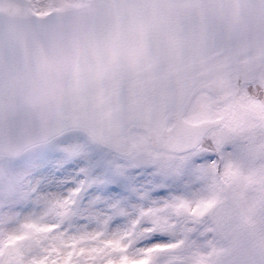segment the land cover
Segmentation results:
<instances>
[{"label": "water", "instance_id": "95a60500", "mask_svg": "<svg viewBox=\"0 0 264 264\" xmlns=\"http://www.w3.org/2000/svg\"><path fill=\"white\" fill-rule=\"evenodd\" d=\"M57 15L72 16L74 24L53 43L24 39L9 26L22 18L0 14V156L20 155L71 131L128 156L135 129L145 130L159 150L191 151L218 124L183 120L195 94L205 88L225 102L231 76L240 84L251 82L264 61V0H93ZM136 20L147 28L152 21L165 24L160 43L141 46L149 52L163 45L173 51L169 57L125 54L123 39L143 36L126 24ZM24 91L37 99L53 95L62 105L67 101L68 114L54 120L6 114L5 96ZM170 120L175 125L166 131ZM211 219L226 245L236 241L240 252L233 258L256 264V257L261 264L228 192Z\"/></svg>", "mask_w": 264, "mask_h": 264}, {"label": "rangeland", "instance_id": "374dc122", "mask_svg": "<svg viewBox=\"0 0 264 264\" xmlns=\"http://www.w3.org/2000/svg\"><path fill=\"white\" fill-rule=\"evenodd\" d=\"M89 1L59 0L61 7L52 11ZM31 2L0 0V11L25 15V5ZM261 78L250 90H243L239 95L235 92L224 105H219L207 93L197 95L187 114L188 120L223 119V125L213 131L200 150L180 157L160 155L151 149L147 136L140 132L133 133V142L138 148L136 161L154 169L160 187L166 186L168 181L182 180L186 175L189 185L198 186L190 196L172 197L166 210L163 206H150L153 215L165 211L178 213L179 210L173 209L172 205L180 198L206 200L209 203L202 218L210 229L215 230L209 214L223 199L221 182L225 181L241 221H246L264 254V91L259 94L264 90L261 87L264 72ZM69 136L82 140L70 146L71 155L85 153L89 148L99 149L84 136ZM244 136L250 138V146H242ZM240 138L234 152L233 143ZM47 147L19 160L30 158ZM208 148L219 155L218 164L189 173L188 164L192 157ZM16 161L0 160V264H84L89 252L80 255L81 250H90L102 240L111 238L106 220L94 218L84 223V214L73 190L49 188L42 179L34 176L32 170L14 171L12 165ZM116 161L113 155L110 164L119 169ZM98 233L103 235L98 236ZM157 242L165 243L167 238ZM223 248L224 244L216 234L215 254Z\"/></svg>", "mask_w": 264, "mask_h": 264}, {"label": "snow or ice", "instance_id": "6c2138e0", "mask_svg": "<svg viewBox=\"0 0 264 264\" xmlns=\"http://www.w3.org/2000/svg\"><path fill=\"white\" fill-rule=\"evenodd\" d=\"M60 7L59 0H32L25 5L24 17L9 26L26 40L55 38L74 24L72 16L53 18L52 9ZM74 142L82 140L72 136L59 139L30 158L16 161L12 168L32 170L49 188L73 190L84 223L94 218L106 220L111 238L90 250H81L80 255L89 252L84 264H236L232 257L240 249L235 240L224 255L213 259L216 231L202 218L208 201L180 198L172 205L178 213L152 214L150 206L166 210L172 197L190 196L196 190L198 186L189 185L187 175L160 187L154 169L147 164L117 160V169L110 164L111 154L101 149L89 148L71 155ZM219 159L208 148L192 157L188 172L217 165ZM165 238L167 242H157ZM169 248L175 250L159 251Z\"/></svg>", "mask_w": 264, "mask_h": 264}, {"label": "clouds", "instance_id": "9594fccd", "mask_svg": "<svg viewBox=\"0 0 264 264\" xmlns=\"http://www.w3.org/2000/svg\"><path fill=\"white\" fill-rule=\"evenodd\" d=\"M59 41L53 38V43H58ZM67 43V41H64ZM7 89V85H5ZM4 106L7 112L19 115H30L35 118H45V119H57L61 115L68 114L67 101L62 105L58 99L53 95H47L43 98L37 99L31 91H24L16 94L14 97L9 99L6 95L4 98ZM226 249H230L228 245H225ZM236 264H242L241 261L232 257Z\"/></svg>", "mask_w": 264, "mask_h": 264}]
</instances>
